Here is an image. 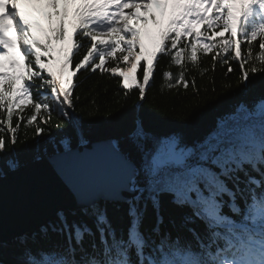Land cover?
I'll use <instances>...</instances> for the list:
<instances>
[{
  "label": "snow or ice",
  "instance_id": "1",
  "mask_svg": "<svg viewBox=\"0 0 264 264\" xmlns=\"http://www.w3.org/2000/svg\"><path fill=\"white\" fill-rule=\"evenodd\" d=\"M164 57L163 81L185 90L195 87L188 73L203 57L229 73L238 65L246 90L260 83L251 102L191 144L175 133H147L139 120L126 137L84 151L61 140L63 152L48 160L82 213L94 217L95 231L70 225L58 209L0 244V264H232L221 257L250 252L255 236H264V0H0V132L10 134L0 136V179L25 166L7 147L17 144L20 123L40 135L54 113L71 117L73 78L82 70L119 78L128 98L144 101ZM77 144L89 141L78 134ZM167 197L174 212L165 210ZM122 204L126 237L108 216L109 205L119 214ZM96 233L99 244L86 247ZM56 234L67 236L66 247L52 241Z\"/></svg>",
  "mask_w": 264,
  "mask_h": 264
},
{
  "label": "trees",
  "instance_id": "2",
  "mask_svg": "<svg viewBox=\"0 0 264 264\" xmlns=\"http://www.w3.org/2000/svg\"><path fill=\"white\" fill-rule=\"evenodd\" d=\"M167 64V57L160 60L153 85L147 90L144 101H139L138 93L128 98L120 87L119 78L101 74L99 71L92 73L82 70L73 78V83L76 85L73 90L76 106L71 117L64 118L54 113L49 121V131L40 135L36 134L34 125L20 123L14 117L13 125L20 123L18 142L13 146L9 141L7 144L9 151L14 152L26 164L36 160V156L45 157L56 153L57 150H63L60 141L66 137L72 139V147L78 146V134H83L89 142L107 138L122 139L129 134L137 120L143 124L147 133H175L191 144L214 131L218 121L232 114L240 103L251 102L254 98L253 91L260 83L257 79L252 89L246 90L237 80L238 65L233 62L234 73H229L225 65L218 64L214 67L209 57H203L202 66L188 73V76L195 81V87L190 85L185 90L182 86L168 85L163 81L162 70ZM171 71L178 74V69L175 67H172ZM195 91L200 92L198 97L194 95ZM25 115L28 113L26 112ZM5 118L4 115H0V120ZM9 135L6 130L0 132V136L6 140ZM3 164L4 158L0 157V166ZM229 186L231 187V184ZM224 199L227 200V197ZM170 200V197L166 198L165 210L174 212ZM127 208V204H122V211L116 214L112 206H108V216L118 237L121 235L126 237L130 219L127 216ZM81 209L65 211L69 224L87 223L95 231L94 217L85 216ZM184 211L190 213L191 209ZM73 212L75 215L72 214ZM225 212H228L227 207ZM54 217L55 215L51 219ZM234 218L239 220V217ZM199 224L200 222L197 221V226ZM52 241L67 246L66 235L56 234L52 237ZM92 241L99 244V233H96L95 237H86L85 246L87 247ZM254 241L264 243V236L256 235ZM212 251L215 252V247Z\"/></svg>",
  "mask_w": 264,
  "mask_h": 264
},
{
  "label": "water",
  "instance_id": "3",
  "mask_svg": "<svg viewBox=\"0 0 264 264\" xmlns=\"http://www.w3.org/2000/svg\"><path fill=\"white\" fill-rule=\"evenodd\" d=\"M96 142L72 148L84 151ZM54 154L26 163L19 172L0 179V240L19 229L49 220L58 209L84 206L76 201L49 162L48 157Z\"/></svg>",
  "mask_w": 264,
  "mask_h": 264
}]
</instances>
